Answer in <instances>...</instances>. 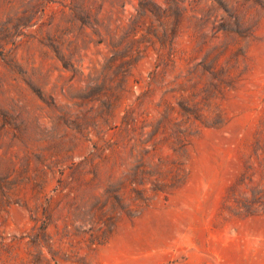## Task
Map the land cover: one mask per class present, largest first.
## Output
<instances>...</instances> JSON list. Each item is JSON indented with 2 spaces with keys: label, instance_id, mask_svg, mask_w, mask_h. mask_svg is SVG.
<instances>
[{
  "label": "rangeland",
  "instance_id": "obj_1",
  "mask_svg": "<svg viewBox=\"0 0 264 264\" xmlns=\"http://www.w3.org/2000/svg\"><path fill=\"white\" fill-rule=\"evenodd\" d=\"M0 264H264V0H0Z\"/></svg>",
  "mask_w": 264,
  "mask_h": 264
}]
</instances>
